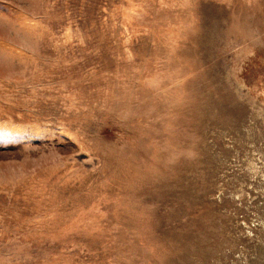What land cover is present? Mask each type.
<instances>
[{
    "label": "rangeland",
    "instance_id": "obj_1",
    "mask_svg": "<svg viewBox=\"0 0 264 264\" xmlns=\"http://www.w3.org/2000/svg\"><path fill=\"white\" fill-rule=\"evenodd\" d=\"M0 264H264V0H0Z\"/></svg>",
    "mask_w": 264,
    "mask_h": 264
}]
</instances>
